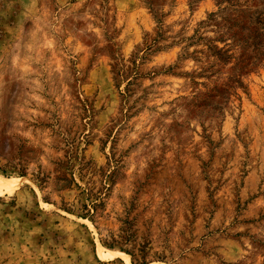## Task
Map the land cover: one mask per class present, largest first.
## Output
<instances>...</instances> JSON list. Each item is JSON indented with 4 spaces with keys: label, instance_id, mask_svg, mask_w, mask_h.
I'll return each mask as SVG.
<instances>
[{
    "label": "rangeland",
    "instance_id": "1",
    "mask_svg": "<svg viewBox=\"0 0 264 264\" xmlns=\"http://www.w3.org/2000/svg\"><path fill=\"white\" fill-rule=\"evenodd\" d=\"M0 264H264V0H0Z\"/></svg>",
    "mask_w": 264,
    "mask_h": 264
},
{
    "label": "bare ground",
    "instance_id": "2",
    "mask_svg": "<svg viewBox=\"0 0 264 264\" xmlns=\"http://www.w3.org/2000/svg\"><path fill=\"white\" fill-rule=\"evenodd\" d=\"M100 254H102V253H100ZM108 254V253H107ZM107 254H106V256H107ZM102 255H104V254H102ZM103 259H105V258H103Z\"/></svg>",
    "mask_w": 264,
    "mask_h": 264
}]
</instances>
